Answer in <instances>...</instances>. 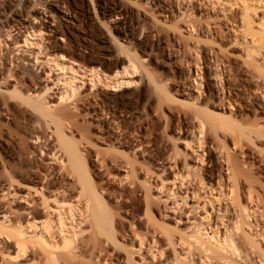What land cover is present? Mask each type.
I'll return each instance as SVG.
<instances>
[{"label": "bare ground", "instance_id": "obj_1", "mask_svg": "<svg viewBox=\"0 0 264 264\" xmlns=\"http://www.w3.org/2000/svg\"><path fill=\"white\" fill-rule=\"evenodd\" d=\"M8 1L0 0V15ZM49 1V6L41 0L32 7L24 4L21 19L5 16L0 23V93L9 94L4 113L16 111L11 98L23 106L37 122L26 125V113L21 112L25 135L38 146L37 153L33 146L26 153L22 150L26 156L19 153L25 161L30 158L29 163L22 161L24 175L13 169L0 181V199L9 201L0 205V264H89L88 259L92 264H264V0H175L177 16H187L182 25L191 40L188 71L195 68L202 78V53L203 63L211 62L216 81L212 87L208 76L202 81L191 75L192 86L184 84L176 92L191 113V117L183 113L190 117L185 147L191 152L182 162L176 154L169 156L157 172L155 165L140 158V124L124 126L122 114L106 105L110 94L136 82L124 78L135 72L136 59L117 57L110 74L99 71L96 57H89L87 70L79 64L75 68L73 55L66 57L65 44L58 43L59 35L65 36V23L54 8L67 15L69 10H61L65 2ZM111 10L112 16L122 15L110 6ZM216 10L218 32L208 20L213 18L208 11ZM196 12L206 15L202 25L191 19ZM183 26L178 32L183 33ZM203 42L218 44L221 53L201 46ZM228 45L242 47L243 69L238 73L248 78V87L242 75L237 77L234 62L232 67L220 56ZM80 69L90 74L92 95L80 90L84 76ZM50 80L58 92L46 83ZM168 91V99L179 101ZM118 93L114 98L124 101L126 95ZM85 111L91 113L94 133L105 151L78 125V113ZM181 123L177 133L184 135ZM209 130L218 144L215 157L208 159L211 164L202 168L206 148L201 135ZM114 183L134 191L143 186L139 206L151 235L149 226L147 232L126 231L115 222L110 204L120 199L111 191ZM170 196L167 210L165 206L159 212L160 203ZM170 218L173 225L167 222Z\"/></svg>", "mask_w": 264, "mask_h": 264}, {"label": "rangeland", "instance_id": "obj_2", "mask_svg": "<svg viewBox=\"0 0 264 264\" xmlns=\"http://www.w3.org/2000/svg\"><path fill=\"white\" fill-rule=\"evenodd\" d=\"M41 1H44L45 5L47 6L51 4L49 0L46 1L41 0ZM60 1L65 2L64 5L65 7H62L61 10L64 11L68 9L70 12L68 11L69 15H67L54 8L56 14L63 16L64 19L65 18L67 19V20H64L62 18L60 19L63 23H65L63 27L65 31V36L59 35L58 43L63 45L65 44L64 46H65L66 57L67 56L72 57L73 55L74 58L72 59H75L74 61L77 63L76 65H74L75 68H79L78 67L79 65L80 66L83 65L87 70L88 68H90V64H91L90 58L92 59L93 57L94 58L96 57L95 59L100 60V63H98L99 61L95 63V65L99 67L98 68L99 71L102 70L104 73L110 74L111 73L110 70L113 69L115 63L114 61L117 57L127 56L128 59L129 58L136 59L135 60L136 68L134 69L135 72L133 71L131 75H128L129 77L124 76L125 79L132 78L136 82L126 87L120 88L121 93L126 95L124 101L118 102L116 98H114L119 94L118 92H120V91L118 92L116 91L115 93H112L108 96L110 98L107 100L108 102L106 101L107 102L106 105L108 104L109 107L111 106L110 107L111 109L108 108L110 109L111 112L113 111L116 113L118 112L117 114H119L120 112V114H122V116L119 117V120L120 123L123 124L124 126L129 127L131 125L130 127H132L134 123H136L137 125L140 124L139 125L140 130L138 135L140 136L139 139L141 140L140 141L141 148L143 149L141 151L140 148L141 151L140 153L141 155L143 154L140 158L143 160V162L144 160L145 162L147 160L150 161L149 162L151 163L150 165H155L153 166V169L155 172H157L158 171L157 166L161 167L162 164L161 162L164 163V161L167 158H169V156L171 157L172 155L176 154L177 159H179L181 162L184 161L185 158H187V153L191 152L190 147H185L186 146L185 142L190 140L188 136L190 131L188 127L189 125L188 123L190 122L189 119L191 117L190 116L191 113H189L190 115L187 114L190 110L188 109V107L184 106L181 103V101H183V98L176 92L179 93V91H182L184 89L183 87L184 84L189 85V87L192 86L191 75L193 77L197 76L196 79L202 81H204L205 77L208 76V81L212 87L215 86L214 84L216 79H213L211 75V68H210L211 62L207 60L206 62L203 63L202 53L200 54V56H202L200 62L202 67V71L200 72L202 78H199V76L197 75L198 72H195V68L191 67V70L188 71L187 64L189 60L191 61L190 57L192 53L190 50L189 51L191 53L188 51L189 49L188 44L190 45L191 40L186 37L187 29L185 30V27L182 25L184 21L187 19V16L185 15H183L182 17L177 16L179 12L175 8L176 1L175 0H149V2L148 0H60ZM34 2L39 3L40 0H28V1L9 0L7 2L8 4L7 9L6 8H5L6 10L3 9L0 15V23L6 17L19 19L24 14L22 12V8L24 7V4H27L28 7H32L33 5H35ZM110 6L115 8V10L120 11L122 15L117 14L115 16H112L114 11L113 10L108 11V8H110ZM14 12L17 13L18 16ZM215 12H217V10L212 12L208 11L209 13L208 15L211 14L213 18H210L211 17L210 15L209 17L210 19L208 18L207 19L209 20L210 23H212L211 25L212 27L217 28L216 29L217 31L218 17H216ZM196 13L197 14L195 16L191 17V19L192 20L194 19V21L196 22L195 23L196 25L198 26L202 25L203 22L207 21L205 17L206 15L202 16L201 14H199V12ZM259 13L263 14V12L261 11H259ZM117 22H123L122 23L123 25H119ZM180 25L183 26L182 27V29H184L182 31L183 33H181L180 31L178 32ZM16 32L17 30L13 31L12 37L17 36ZM139 39H141L142 42ZM8 42L9 44L11 43V38L8 39ZM200 45L204 46L205 48H211L216 52H220L217 51L219 47L218 44H209V43L206 44L203 42L200 43ZM241 48H242L241 46H237V45L236 46L228 45L227 50L224 51V53H226L227 55L224 54L223 52L221 55L220 52L219 55L222 57L224 55V57L226 58L225 61L229 60L231 62L230 63L229 61H226V64L230 63L232 67H234L233 65L237 66L234 68L235 73L237 72L238 74L237 77L242 75L243 76L242 78H244L242 82H245V84H247L246 86L248 87L249 82L245 81L246 76L243 75L242 72L238 73L239 71H241V69H243L240 66L242 65L243 67ZM134 52H136L137 57L135 56ZM216 54L218 55V53ZM217 55L215 56L218 58ZM209 56L210 55H207V58ZM238 67H240V69ZM103 72L101 73L103 74ZM79 73L81 75H84L82 69L79 70ZM89 75L90 74L87 73L82 77L83 85L80 88V90L81 91L84 90V93L87 92L92 95L93 91L88 82ZM230 77L232 78L233 76ZM54 78L55 76L52 77V80H54ZM77 82L79 83V81ZM46 83H48V85L51 87L53 86L51 84L52 83L51 80ZM193 85L194 86L197 85V81L193 82ZM163 86L164 88L167 87L166 90L168 91L169 89L168 93L173 94L175 98L177 97L176 99L180 98L179 99L180 102L179 101L175 102V100L173 102V100L168 99L165 93L166 90L164 91L162 89ZM97 87L98 86H96V88ZM204 87L205 86L203 83L202 90H204ZM58 90L59 89L57 86H53V91L58 92ZM185 90L186 92L188 91L192 92L189 89H185ZM206 94L207 92L204 91L203 95L205 96ZM8 95L9 94L3 92L0 93V142L2 141V145L0 146V181L6 180L8 177L7 175H10V173L14 171L13 169L17 170L16 172L18 174H21L22 172L21 175H24L26 173V170H25V166H22V163L25 161L24 160L26 156L25 149H27V151L29 149L30 151L31 147L33 146L32 150H34L35 153H37L36 150L38 147L35 146V143H31L30 140L27 138V135H25L27 132L26 131L27 128L25 127L26 128L25 129L24 126H26L27 123L31 126L37 123L36 121L32 120L33 118L29 117V112L26 111V109L23 106L18 105L17 104L18 102L16 100L10 97L12 104L16 106V111L12 110L9 113V115L4 113L5 112L4 108L7 107L6 101L7 99H9ZM99 98L102 99L100 96L98 97V99ZM21 112L26 113L25 117H27V119L30 118L28 120L26 119V125H25V120H22L21 116L19 117V115H21ZM85 112H82L80 114L78 113V116L80 115L79 117L76 118V120L80 123V124L78 123V125H80V128L83 127L84 131L87 130V132H90L88 134L85 131L89 139L92 140V142L97 143V145L102 146L101 150L105 151L104 148H107L106 145L99 142L101 140H99L98 135L94 133L93 127H95L94 125L96 124L91 117V113L89 114L87 113V111ZM183 113H186L190 117L184 115ZM88 114L90 115V117ZM188 117L189 119H187ZM30 120L33 121L34 123L33 122L31 123ZM178 122L180 123L182 122L180 127L181 128L183 127L184 131L186 130L184 135L183 134L180 135L179 133H177L179 130L177 129V127L178 124H180ZM29 125L28 127H31ZM179 136L182 137L178 139ZM201 136L205 137L204 139L205 142L203 146L206 148V151L203 154L205 161L203 163H199V165L202 168H208L209 165L211 164L208 163V159L215 157L216 151L213 148L217 146L218 140L213 134V132H210V130L204 131V133ZM26 140L28 142H26ZM26 143L29 145V147L30 146L31 147L28 148ZM24 145L27 146V148H25ZM191 145L196 147L195 143L194 144L191 143ZM34 146L36 148H34ZM22 150H25V153L22 152ZM5 151L12 152L13 157L7 156ZM209 151H211L212 153L211 155H208ZM20 152L24 153L25 156L22 153L21 154L23 156L20 155L19 154ZM106 152H108V150ZM198 152H201V148L198 149ZM106 155L108 156L107 153ZM110 156L113 157V155H109V157ZM29 159L26 160L28 161ZM27 163H29V161ZM18 169H21V171ZM18 171H20V173ZM140 175L142 176V173ZM153 175H155V173ZM157 177L154 176V178L156 179ZM121 186H118L117 184L114 183V185L112 184V188H111L112 193L119 194L118 199H120L117 200V202L115 201L116 203L112 202V204H110V209L113 210L114 213L116 211V215H114L115 222L119 225V227L122 230L126 229L127 231L130 229V231L131 230L137 231L140 228V230H138L139 232L142 231L147 232L146 228L149 226L148 227L149 230L148 229L147 230L148 232L151 231L152 228L150 227V224L147 225L145 223L146 218H144L143 209H141V206H139L140 205L139 202H141L143 196L142 194L144 190L143 186L141 185L142 191L140 190V188L134 191L133 190L134 188L125 189V187H121ZM1 194L2 193L0 191V195ZM164 195L165 193L161 194V196ZM172 200H173V196H170L166 203L161 202L160 210L158 209L159 212L163 208H165V206H166L165 209L167 210V207H169V205L171 204L170 201ZM188 201L190 200L188 199ZM8 202L9 201L5 198L0 199V205H8ZM189 205H191V201ZM189 205L187 207H189ZM167 213L169 215L172 214L171 210H168ZM117 215L119 217H116ZM167 222L173 225V219L171 218L167 219ZM180 228L184 229L185 226L181 223ZM116 229H117L116 230L117 233L119 234L120 233V230H118L119 228L116 227ZM150 233L151 232H149L148 234ZM160 241L158 239L157 245L160 244ZM126 244H130V242ZM120 251L122 253L124 252L122 250ZM122 253H121L122 255L121 257L123 258ZM88 263L92 264L89 259H88Z\"/></svg>", "mask_w": 264, "mask_h": 264}]
</instances>
